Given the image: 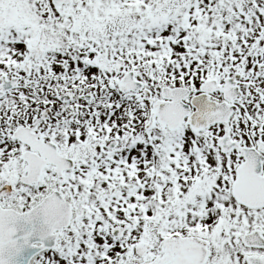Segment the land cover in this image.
Returning <instances> with one entry per match:
<instances>
[{
	"label": "snow or ice",
	"instance_id": "1",
	"mask_svg": "<svg viewBox=\"0 0 264 264\" xmlns=\"http://www.w3.org/2000/svg\"><path fill=\"white\" fill-rule=\"evenodd\" d=\"M0 264H264V0H0Z\"/></svg>",
	"mask_w": 264,
	"mask_h": 264
},
{
	"label": "water",
	"instance_id": "2",
	"mask_svg": "<svg viewBox=\"0 0 264 264\" xmlns=\"http://www.w3.org/2000/svg\"><path fill=\"white\" fill-rule=\"evenodd\" d=\"M33 251H35V250H34V249H29V250H27L26 253H25V258H27V256L31 255V253H32Z\"/></svg>",
	"mask_w": 264,
	"mask_h": 264
}]
</instances>
